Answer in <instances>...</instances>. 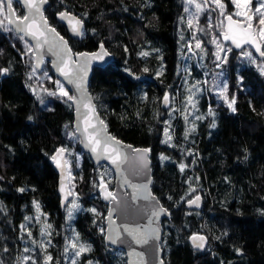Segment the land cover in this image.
Segmentation results:
<instances>
[{
	"label": "trees",
	"instance_id": "1",
	"mask_svg": "<svg viewBox=\"0 0 264 264\" xmlns=\"http://www.w3.org/2000/svg\"><path fill=\"white\" fill-rule=\"evenodd\" d=\"M48 1L50 25L75 53L94 52L103 42L113 54L108 66L93 68L89 89L110 133L136 148L151 149L152 190L171 214L162 222L165 264H264V77L259 69L240 64L249 93L240 95L233 113L215 106L204 81L207 67L190 60L185 0ZM13 5L17 15L25 14L20 4ZM64 10L84 21L81 39L71 38L58 22ZM0 45V68H9L0 76V264H45L48 255V264H73L64 252L71 242L75 249H91L75 264H127L125 252L107 245L100 232L106 229L108 205L98 185L103 176L113 191L114 172L106 164L95 165L81 150L71 101L58 98L50 109L46 83L28 79L33 61L24 57L23 47L3 36ZM238 68L231 65L232 84ZM45 70L53 79L48 63ZM165 93L171 109L163 107ZM165 129L168 143L162 142ZM60 146L78 167L71 201L79 209L71 217L70 203L60 206L51 160ZM181 164L186 165L183 171ZM198 195L202 207L188 209L186 202ZM196 233L209 239L203 253L189 244Z\"/></svg>",
	"mask_w": 264,
	"mask_h": 264
},
{
	"label": "snow or ice",
	"instance_id": "2",
	"mask_svg": "<svg viewBox=\"0 0 264 264\" xmlns=\"http://www.w3.org/2000/svg\"><path fill=\"white\" fill-rule=\"evenodd\" d=\"M188 4H194L197 12H204L206 10V6L212 8V11H218L219 15L223 17L222 20L219 21L218 24H214L212 22V18H208L207 28L209 30L213 28L219 29L218 34H214L212 37V43L215 44L216 52L213 53L215 56V60L219 63L216 64V67H221L222 64L227 63V52H231L233 49L231 47H226L225 44L220 43V37H222L223 41L230 42L235 46L236 49H241V54L249 59L253 58V52L244 50L246 45H250L255 49V52L259 54L260 57H264V0H230V4L234 7V11L229 10V4L226 0H204L203 4L196 2V0H186ZM24 5L26 6L27 13L24 15H15L13 11V0H0V16H4V19L8 20L9 24L14 25L13 28H7L6 31L15 32L17 34L18 39L24 41L26 47L29 52H33L34 50L39 53V50L43 48L44 45H49L48 50L51 51L54 47H56L55 43H50L46 32L43 29L47 30V33H52L55 39L59 40L60 45H62V53H55L59 56V61L57 64L58 71L63 75L69 83L75 84L78 91L84 92L86 91L85 84V76L87 75L88 67L91 65L93 61H103L105 57L109 56L110 53L105 49L103 42L99 45V51L95 53H77L76 56L83 57L84 63L80 68H77L76 65L79 63L78 59L73 60L72 50L68 47V42L56 32V29L48 25L47 18L43 16L41 5L46 4L47 0H23ZM5 11H7L8 15H5ZM185 12H188L189 9L187 7L184 8ZM39 15L40 19L43 21V29L40 24L36 22V16ZM61 19H67L68 14L65 12H61ZM12 17V18H10ZM235 17V18H234ZM197 19V31L203 32L204 28L199 27L198 17ZM181 22L184 21V18H180ZM226 22V23H225ZM69 23L72 25L71 31L74 35L83 36V21L81 19H77L76 17H72L69 20ZM0 25H3V21L0 20ZM187 25L189 28L193 27V19L187 20ZM26 36H30L33 40L36 41L35 45H30L27 40H25ZM183 39V37H181ZM193 39L195 40V47L197 49L202 48V42L195 35H193ZM189 50H191V44L188 45ZM127 50V49H125ZM225 53V55H221V53ZM141 55H148V53L144 52ZM43 56L39 55V60L36 67L39 66V63L42 62ZM255 62V60H253ZM83 71L84 75H80V72ZM147 71V69H145ZM9 72V68H0V76L6 75ZM35 72V67L33 68V73ZM262 74H264V68H261ZM29 80L32 79V75H29ZM138 79V77H137ZM79 81V83H77ZM57 84V91L49 92L47 89L44 91L49 96H56L59 98H66L65 102L73 101L74 103H79L76 98L69 94V91L64 88V86L59 82L55 81ZM33 93L36 94V90L32 89ZM227 92V84L223 85L221 90V95L223 96L225 102L227 103L228 108L235 113L236 112V99L235 96H232L231 99L226 95ZM83 97H81L82 99ZM37 99L43 105L45 101L43 97L37 95ZM89 101H91V97H88ZM189 102L192 101V97L190 96ZM163 102L167 106L169 103V96L165 93L163 97ZM71 107V105H69ZM89 110L93 113L92 117H86L84 119V128L83 134L87 139L88 145L91 146V151L97 154V159L102 156L109 159L111 164L115 165L118 170H125L124 166L130 168L136 172L141 170H150L148 168V153L151 149H138L132 148L131 145H123V142L118 140L116 137L112 136L107 131V124L99 119L98 114L96 113L95 106L92 104L88 105ZM79 111V109H77ZM209 115L214 116V112L212 109H209ZM28 120H32V116H28ZM95 119L97 122L94 124L92 120ZM67 127V125H66ZM211 127L215 128L216 124L213 122ZM77 131H80L77 128ZM164 135L167 138L162 141L163 143H168L171 140V136L167 129L164 131ZM119 146V147H117ZM127 147L132 148V152L135 154L134 156H130L127 153H124L121 149ZM67 153V149L60 148L56 151V154L52 155L51 160L56 164L58 168H63L68 164V161L64 159L65 154ZM168 157L161 155V160H167ZM186 165L181 164V171L184 170ZM2 179V177H0ZM125 182L127 183V178H125ZM151 182L150 180L148 181ZM135 192L143 191L145 193L144 199H149L147 184L144 185H134L129 184ZM101 193L105 200H110L119 205V201L117 200V196L113 191L108 190L107 183L104 181L103 176H101L100 184L98 185ZM61 192L64 191L63 186L61 187ZM18 191L23 192L25 189L21 188ZM68 195H72L71 191H69ZM136 195H133V199H136ZM65 202L67 201V196H65ZM152 200L156 202V206L151 210L149 215V223L156 224L159 221L161 215L170 216V212L163 205L159 204V201L156 197H151ZM200 196H196L194 199H190L187 201L189 206L195 205L199 207ZM71 207L68 209V214L71 217L73 210L79 209V205L75 200L71 201ZM34 204L39 210L38 202L34 201ZM94 214L96 213V209H90ZM116 211V209H110L109 215L106 217L110 221L111 224H115V221L112 219V213ZM26 219H28L26 217ZM23 225L21 228L23 229ZM48 227H51L48 225ZM120 227L123 229V232L127 235L131 236L132 239L137 244H147L149 239L159 240V227L151 228L150 231L142 232L139 226L132 228L125 224H121ZM115 230V229H114ZM100 232L103 234L105 229L103 227L100 228ZM50 234V233H49ZM227 233H225L226 235ZM31 236V233H28ZM107 239L112 244H117L118 242L121 244L127 243L126 240L121 238V233L116 231V236L113 238L112 236H108ZM193 247L196 249L203 250L207 245V237L199 234H193L190 237ZM71 247L76 248L77 245L73 243ZM7 251V249H4ZM90 247L80 246L79 250L76 252V256H80L82 253L90 251ZM24 251H28L27 248ZM239 253L241 250L236 249ZM135 255H141L137 253H133ZM25 259H28L27 257ZM52 260L51 255L46 257L45 264H48ZM33 264H36L33 261ZM75 264V261H73ZM91 264V262H89ZM163 264V261H161Z\"/></svg>",
	"mask_w": 264,
	"mask_h": 264
},
{
	"label": "water",
	"instance_id": "3",
	"mask_svg": "<svg viewBox=\"0 0 264 264\" xmlns=\"http://www.w3.org/2000/svg\"><path fill=\"white\" fill-rule=\"evenodd\" d=\"M14 2H17L18 4H20L22 6V8L24 9L25 14L27 13V9L23 3V0H13V3ZM48 5H49L48 0H47L46 4L41 5V10H42L44 17H46L45 10L48 7ZM13 11H14L15 15H17L14 5H13ZM63 12L68 14V18L67 19H61L60 15H59L60 13H59L57 15L58 22L63 23L65 25V27H66L69 35L71 36V38L81 39L82 36H77V35H74L72 33V31H71L72 25L69 23V20L72 17H76L77 19H81V18L79 16H77L76 14H73V13L68 12L66 10H64ZM10 18H12V17H10ZM47 21H48L49 26L55 28L54 26L50 25L48 18H47ZM36 22L38 24H40L42 29H43V21L40 19L39 15L36 16ZM84 26H85V23L83 21V30H84ZM10 27L13 28L14 25L10 24ZM43 30L46 32L48 39H49V42L55 43L56 47H54L51 51H49L48 50L49 45H44L43 48L39 50V53H37L34 50L33 51L34 52V66L38 72H41L45 66V63L47 62L50 66V69H51L54 77H56L57 79H60L65 84V86L67 87L70 94L76 98V100L79 103H74L73 101H71V103H72V106L74 109V129H75L77 137L79 139L80 148L86 154H88L90 156L91 160L93 161V163L95 165L106 164L114 172L115 185H114L113 192L116 194L117 200L120 202L119 205H117L115 202H112L110 200H105L103 197V194L101 193V191L99 189L100 197H101L102 201L106 205H108V212H107L106 217L109 215L110 209H116V211H114L112 213V219L115 221V224L114 225L111 224L110 221L108 219H106L105 243L107 245L115 248V249H122L126 254L127 264H161V261H163V264H165L164 251H163L162 246H161L162 237H163L162 222L164 219L169 218L170 216L161 215L158 223H156V224H150L149 223L150 212L156 206V202L154 200H152L151 197H153V196L156 197V199L159 201V204L163 205L162 202L153 193V190H152L153 170H152L150 152L148 153V161H149L148 168L150 170H141L139 172H136L130 168H127V166H124L125 170L121 171V170H118L115 165L111 164L109 159H107L103 156L101 158L97 159V154L93 153L91 151V146L88 145L87 139L85 138V136L83 134L84 119L86 117H92L93 116V113H91L89 110V107H88L89 104H92L95 106L96 113L98 114L99 119H102V117L100 116V114L97 110L95 100H94L92 94L90 93V89H89V84H90V79L92 76L93 68L94 67L104 68V67L108 66L113 60V54L104 45L105 49L110 53V55L105 57L103 61H93L91 63V65L88 67L87 75L85 76L84 87H85L86 91H84V92L78 91L76 85L69 83L68 80L63 75H61V73L58 71L57 64L59 61V56L56 55L55 53H58V52L62 53V45H60L58 39H55L53 37L52 33H47L46 29H43ZM56 32L59 33V35L62 36L68 42V47L71 48L68 39L65 38L62 34H60V32L57 29H56ZM25 40H27L33 46L36 43V41L33 40L30 36H26ZM232 47L235 50H241V49H236L234 45H232ZM246 47H251V46L246 45L245 48ZM252 49L255 51L254 48H252ZM71 50H72V48H71ZM98 51H99V47L94 52L83 51V52H77V53H95ZM77 53H75L72 50L73 60L78 59V61H79V63L76 65V67L80 68L84 63V58L83 57L78 58L76 56ZM40 54H42L43 60H42V62L39 63V66L36 67ZM256 54L260 59L263 58V57H260L258 53H256ZM80 75H84V72L81 71ZM77 83H79V81H77ZM89 96L92 98L91 101H89V99H88ZM81 97H83V98L81 99ZM169 101H170V97H169ZM168 106H169V103L166 106L163 102L164 108H168ZM77 109H79V111ZM96 122L97 121L95 119L92 120V123L95 124ZM77 128H79L80 131H77ZM107 131H108V133H110L108 126H107ZM110 134L112 136H114L112 133H110ZM118 140H120V139H118ZM120 141L123 142V145H131L132 148H136L132 144L124 142L123 140H120ZM62 147L63 146H60V147H58V149H60ZM117 147H119V146H117ZM132 148L124 147L121 150L124 153L129 154L130 156H134L135 154L132 152ZM138 149H147V148L138 147ZM54 154H56V152ZM67 156H68V152L65 154L64 159L67 160ZM52 164H53L54 170L58 176V195L60 198V206L62 209H64L72 199V195H68V193L70 191L69 183H68V181H69L68 180V165H65L63 168H58L53 161H52ZM125 178H127V181H128L127 183L125 182ZM149 180L151 181L150 183L148 182ZM129 184H134V185H138V186L147 184L148 194H150L149 199L145 200L143 198L145 193L143 191L135 192V190L132 187H130ZM62 186L64 188L63 192H61V190H60ZM107 188H108V186H107ZM108 190H110V189L108 188ZM133 195H136L137 198L133 199ZM65 196H67L68 203L65 202V199H64ZM198 196H200L199 207H197L195 205L189 206V204L186 202V207L188 209L192 210V209H199L202 207L203 197L201 195H198ZM194 198H192V199H194ZM121 224H125L129 227H132V228L139 226V228L141 229L142 232L150 231V229L154 228V227H159L160 238H159V240L149 239V242L147 244H137V243H135V241L132 239L131 236H129L123 232V229L120 227ZM116 231H119L121 233V238L126 240L127 243H124V244H121L119 242L117 244L110 243V241L107 239V237L112 236L113 238H115ZM196 234L206 236L205 234H201V233H196ZM190 237H189L188 241H189L191 248L194 251L203 253L207 250L208 245H209V239L207 236H206L207 237V245L205 246V248L203 250L194 248ZM133 253H137V254H141V255H135Z\"/></svg>",
	"mask_w": 264,
	"mask_h": 264
},
{
	"label": "rangeland",
	"instance_id": "4",
	"mask_svg": "<svg viewBox=\"0 0 264 264\" xmlns=\"http://www.w3.org/2000/svg\"><path fill=\"white\" fill-rule=\"evenodd\" d=\"M196 2L203 4L204 0H196ZM185 7H187L189 9V11L186 12V15H187L186 16V22L188 19H193V27L189 28L187 25V28L189 29V32L191 34V38H190V41L188 43V45L191 44V50H189V47L187 49V52L191 58L190 60L194 59L199 64L207 67L208 71L205 73L204 81H205V84H207L208 89L210 90L211 94L214 97V100L216 103L215 106L222 107V108H228L227 103L225 102L223 96L221 95V90L223 88V85L227 84L226 95L228 96L229 99H231L232 96H235V99H236L235 107L237 109V102H238L240 95L243 93H246V92L249 93V89H246L245 86L242 84V76L240 73L242 68H241L240 64L243 62L244 63L250 62V63L254 64L259 69L260 73L262 74L261 68H264V57L260 59L251 47H246L244 50L253 52V58L249 59L248 57H245L241 54L242 50H235L232 47L230 42L223 41L222 37H220V43L225 44L226 47H231L233 50L231 52L226 53L227 54V63L222 64L221 67H219V68L216 67V64L219 62L215 60V56L213 55V53L216 52V47H215V44L212 43V37L214 34H218L220 30L217 28H213V29L209 30L207 28V24H208V18L209 17L212 18V22L214 24H218L219 21L223 19V17H221L219 15L218 11H212V8H214V5L211 6V8L206 6V10L204 12H197V10L195 9V5L194 4H188L185 0ZM229 10H230V8H229ZM234 10L235 9L232 6V9L230 11H234ZM5 15H8L7 11H5ZM197 17H198L199 27L205 29V31H203V32L197 31V19H196ZM0 20L3 21V25H0V40L3 36V37L8 38L15 46L21 45L24 49V52H25L24 57L29 58L30 60L33 61V68H34L35 67L34 66V52L28 51V48L26 47L24 41L18 39L17 34L15 32L6 31L7 28H11V27H10L8 20L4 19V16H0ZM193 35H195L198 39L201 40V42H202V48L201 49H197L195 47V40L193 39ZM3 49H4V47L0 45V56L3 52ZM234 51H237L238 53L236 55H234L233 54ZM221 55L223 56V55H225V53L222 52ZM253 60H255V62H253ZM46 63H45V66H46ZM234 64H237L239 66V68H238L237 72L235 73L236 80H235L234 84H232L230 79H229V72L231 70V65H234ZM45 66L41 72H38L35 68V72L32 74V77L36 81H44V83H46V86H47L49 92L58 90L57 84L55 83V81H59L64 86V88L66 90H68L67 87L65 86V84L60 79H57L56 77H54L53 73H52L53 79L52 78L50 79L47 77V71L45 70ZM262 76L264 77V74H262ZM69 94H70V92H69ZM48 97L50 99L49 107L51 109L53 102L55 100H57L59 97L49 96V95H48ZM169 97H170V95H169ZM168 109H171L170 101H169ZM78 141H79V139H78ZM78 157H79V155H78ZM78 157L76 156L77 164H79ZM67 161H68L67 165H68L69 188H70V191L72 193V197H75L76 196L77 179H78V175H77L78 167H77V165L74 166L72 164L70 158L69 159L67 158ZM70 205H71V203H70ZM72 244H73V242H71L70 246L64 250L66 256L68 257V260L70 261L69 263H73V261H75L79 258V256H76V252L79 249H75V248L71 247Z\"/></svg>",
	"mask_w": 264,
	"mask_h": 264
}]
</instances>
